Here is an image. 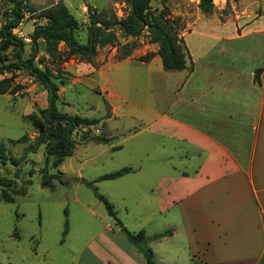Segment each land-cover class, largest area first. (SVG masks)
I'll list each match as a JSON object with an SVG mask.
<instances>
[{"label":"rangeland","instance_id":"rangeland-1","mask_svg":"<svg viewBox=\"0 0 264 264\" xmlns=\"http://www.w3.org/2000/svg\"><path fill=\"white\" fill-rule=\"evenodd\" d=\"M28 2L38 9L62 2L81 25V41L86 34L88 6L97 11L113 12L118 19L128 10L123 0ZM198 3L199 0H153L150 6L154 15L160 12L165 15L173 29L178 30L179 36L188 31L185 44L192 62L200 68L215 69L221 72L222 77H250L252 66L264 65V0H212L213 12L209 15L200 11ZM8 8L9 4L0 0V25ZM39 23L42 21L37 19V12L26 13L13 30L25 43L24 57L30 53V34ZM218 37L223 39L218 40ZM128 41L136 43L128 57L135 62L118 64L117 69L107 66L102 77L116 81V89L122 98L118 104L123 113L143 111L146 107L158 112L166 109L173 98L175 77H181V74L174 71L157 72L154 64L137 63L150 62L157 55L158 47L149 42L146 32ZM124 43L126 41L120 38L116 46L100 48L92 63L67 57L58 64L48 59L42 43L37 42L35 65L39 68L47 66L53 71L56 81H61L58 88L59 110L98 122L106 121L111 114L106 100L96 87L97 83L92 80V68L94 65L97 69L101 64L115 62ZM59 48L64 51L63 44L60 43ZM144 57L147 59L140 61ZM15 62L11 49L0 53V79L9 78L12 86L19 87L14 94L0 95V141L4 143L9 156L21 158L28 142L13 145L8 140H16L22 135L28 136L29 141L34 140L36 131L25 118L45 108L47 99L45 90L38 82L24 69L12 66ZM171 77L173 80L170 83ZM118 122L134 127L140 124L129 115L112 123ZM95 127L83 128L73 134L77 144L74 154L64 158L57 167L52 166V157L46 161L43 146L35 153H28L18 167L8 161L5 164L0 162V178L15 182L11 188H0V264H74L77 253L89 236L108 225H114L104 205L95 198L93 190L80 181L90 182L99 175L113 172L125 166L132 157L135 158L134 162L142 163L150 142L142 132L133 138L120 137L119 143L111 146L97 144L103 134L94 132L98 134L93 139L94 143L83 150L82 140L85 135L91 137V129ZM154 141L160 144V140ZM113 145L118 147L114 148ZM169 146L171 148L173 144L169 142ZM152 153L160 154L157 150ZM147 181L152 179L144 172L140 176L100 181L94 185L97 193L113 205L117 218L130 224L125 227L133 231L130 227L133 224L130 221L132 215L144 213L149 208L147 205L145 209L142 204L148 195ZM124 196L126 211L122 202ZM4 197H10L13 201L6 202ZM140 197L142 200L135 204ZM143 224L140 230L149 225Z\"/></svg>","mask_w":264,"mask_h":264},{"label":"crops","instance_id":"crops-1","mask_svg":"<svg viewBox=\"0 0 264 264\" xmlns=\"http://www.w3.org/2000/svg\"><path fill=\"white\" fill-rule=\"evenodd\" d=\"M187 32L182 36L184 43ZM125 62L135 61L127 57L92 68V80L111 115L96 123L91 137L85 135L81 144L87 150L98 135L94 132L103 134L97 144L110 146L119 143L120 137L133 138L142 132L147 136L150 145L143 162L130 158L123 167L133 171L114 179L144 172L152 179L147 181L148 195L142 202L149 208L130 219L133 232L149 224L143 232L156 264H264V73L256 84L253 70L258 66L250 68V77H222L215 69L193 63L191 71H174L181 77H175L173 98L166 109L158 112L146 107L125 114L118 104L122 98L116 81L102 77L107 66L117 69ZM137 63L154 64L157 72L164 71L158 55ZM128 115L140 124L112 123ZM154 150L160 154H153ZM162 233L163 237L152 240ZM74 264L145 261L117 227L108 225L88 237Z\"/></svg>","mask_w":264,"mask_h":264},{"label":"trees","instance_id":"trees-1","mask_svg":"<svg viewBox=\"0 0 264 264\" xmlns=\"http://www.w3.org/2000/svg\"><path fill=\"white\" fill-rule=\"evenodd\" d=\"M4 1L9 4V8L4 13L3 23L0 25V53L9 49L13 51L16 62L12 66L24 69L34 81L43 87L46 92L47 106L30 113L25 118L36 131L33 141H29V137L26 135H22L16 140H8L13 145L28 142L21 158L9 156L4 143L0 141V162L2 164L8 161L11 165L18 167L28 153H35L40 146H43L46 161L52 157L51 164L53 167H57L64 158L72 155L76 145L72 133L82 127H90L98 123L96 119H88L76 114L71 115L59 110L58 88L61 81H56L53 71L47 66L39 68L35 65L34 59L38 53L37 42L42 43L43 52L51 62L59 64L67 57H76L92 63L100 48L114 47L122 38L126 43L121 45V54L116 56V60L120 61L129 57L131 51L136 47L135 42L128 40H135L143 32H146L149 42L158 47L157 55L164 71H181L186 68L191 71L193 68L190 54L183 38L179 36L178 30L173 29L162 12L158 15H154L152 12L150 4L153 0H123L128 10L119 19L113 12L97 11L88 6L86 34L82 41L79 40L81 25L62 2L38 9L28 0ZM198 8L204 14H211L213 12L212 0H199ZM34 12H37V19L42 23L33 28L30 34L31 50L29 55L24 57L25 43L13 33V30L26 13ZM60 43L63 44L64 51L59 48ZM144 59L147 57L141 58L140 61H144ZM263 73L264 65L255 68L253 82L260 84V77ZM18 89L19 87L11 85L9 78L0 79V95L14 94ZM132 171L131 167L126 166L99 175L93 181L81 180L80 182L93 190L95 198L104 205L114 226L143 257L145 264H156L152 250L147 246L148 238L145 237L143 230L137 232L128 230L117 218L113 205L104 196L97 193V188L94 185L96 182L114 180ZM14 184L15 182L12 180L0 178V188H11ZM61 184H65V182ZM4 198L6 202L13 201L10 197ZM163 236L164 233L154 235L152 240L160 239Z\"/></svg>","mask_w":264,"mask_h":264},{"label":"built area","instance_id":"built-area-1","mask_svg":"<svg viewBox=\"0 0 264 264\" xmlns=\"http://www.w3.org/2000/svg\"><path fill=\"white\" fill-rule=\"evenodd\" d=\"M21 38V37H20ZM22 39V38H21Z\"/></svg>","mask_w":264,"mask_h":264}]
</instances>
